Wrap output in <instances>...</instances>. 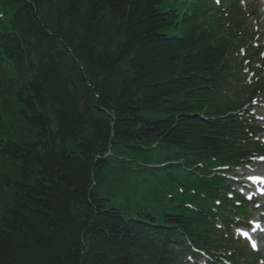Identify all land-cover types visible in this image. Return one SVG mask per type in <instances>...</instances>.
Wrapping results in <instances>:
<instances>
[{
  "label": "trees",
  "instance_id": "trees-1",
  "mask_svg": "<svg viewBox=\"0 0 264 264\" xmlns=\"http://www.w3.org/2000/svg\"><path fill=\"white\" fill-rule=\"evenodd\" d=\"M207 1L0 0V264L216 261L247 88Z\"/></svg>",
  "mask_w": 264,
  "mask_h": 264
},
{
  "label": "snow or ice",
  "instance_id": "snow-or-ice-1",
  "mask_svg": "<svg viewBox=\"0 0 264 264\" xmlns=\"http://www.w3.org/2000/svg\"><path fill=\"white\" fill-rule=\"evenodd\" d=\"M216 3L219 4L220 3V0H216ZM261 160H264V157H260ZM249 179H251L252 181H258V182H261V183H264V173H261V174H252V175H249L248 176ZM240 191H243V189H240ZM231 195V194H229ZM248 199H251V197L249 196ZM217 203H220L219 200H217ZM256 208H259L260 205L259 204H256L255 205ZM264 215V214H262ZM249 223H254L255 224V228H259L260 227V222H259V219H257L256 221H251ZM219 226V225H218ZM255 228L253 229V231H255ZM235 231L237 232H241L243 233V235L247 236L248 235V232L244 231L243 229L241 228H237ZM261 236H264V233H261ZM251 247L254 251H258V247H257V244L255 241H252L251 242ZM192 258L189 257V260H191ZM260 264H264V260H262L260 262Z\"/></svg>",
  "mask_w": 264,
  "mask_h": 264
},
{
  "label": "rangeland",
  "instance_id": "rangeland-1",
  "mask_svg": "<svg viewBox=\"0 0 264 264\" xmlns=\"http://www.w3.org/2000/svg\"><path fill=\"white\" fill-rule=\"evenodd\" d=\"M258 4H259V3H258ZM259 5H260V4H259ZM257 15H258V17H260V18H261V20H262V19H263V17H264V15H263V14H261L260 12H258V13H257ZM261 24H262V27H264V20L262 21V23H261ZM263 30H264V29H262V33L264 34V31H263ZM262 254H264V249H262V251H261V255H262ZM261 255H260V256H261Z\"/></svg>",
  "mask_w": 264,
  "mask_h": 264
},
{
  "label": "bare ground",
  "instance_id": "bare-ground-1",
  "mask_svg": "<svg viewBox=\"0 0 264 264\" xmlns=\"http://www.w3.org/2000/svg\"><path fill=\"white\" fill-rule=\"evenodd\" d=\"M253 183H255V182L253 181Z\"/></svg>",
  "mask_w": 264,
  "mask_h": 264
}]
</instances>
